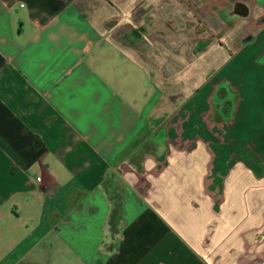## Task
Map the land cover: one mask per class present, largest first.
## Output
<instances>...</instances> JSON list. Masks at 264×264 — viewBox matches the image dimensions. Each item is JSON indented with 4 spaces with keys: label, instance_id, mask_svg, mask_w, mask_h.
<instances>
[{
    "label": "crops",
    "instance_id": "0c3cea01",
    "mask_svg": "<svg viewBox=\"0 0 264 264\" xmlns=\"http://www.w3.org/2000/svg\"><path fill=\"white\" fill-rule=\"evenodd\" d=\"M0 264H264V0H0Z\"/></svg>",
    "mask_w": 264,
    "mask_h": 264
},
{
    "label": "trees",
    "instance_id": "16d2710c",
    "mask_svg": "<svg viewBox=\"0 0 264 264\" xmlns=\"http://www.w3.org/2000/svg\"><path fill=\"white\" fill-rule=\"evenodd\" d=\"M32 141H33V145L41 144L40 138L37 135L33 136Z\"/></svg>",
    "mask_w": 264,
    "mask_h": 264
},
{
    "label": "built area",
    "instance_id": "2783aa9c",
    "mask_svg": "<svg viewBox=\"0 0 264 264\" xmlns=\"http://www.w3.org/2000/svg\"><path fill=\"white\" fill-rule=\"evenodd\" d=\"M40 177H38V179H39Z\"/></svg>",
    "mask_w": 264,
    "mask_h": 264
}]
</instances>
